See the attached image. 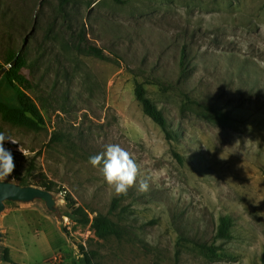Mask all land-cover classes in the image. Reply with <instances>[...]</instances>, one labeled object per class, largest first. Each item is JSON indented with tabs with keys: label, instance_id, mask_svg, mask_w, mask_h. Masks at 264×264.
Instances as JSON below:
<instances>
[{
	"label": "rangeland",
	"instance_id": "374dc122",
	"mask_svg": "<svg viewBox=\"0 0 264 264\" xmlns=\"http://www.w3.org/2000/svg\"><path fill=\"white\" fill-rule=\"evenodd\" d=\"M9 52L23 60L44 120L35 131L0 115V132L18 142L4 145L15 163L9 180L51 185L64 218L40 202L6 204L0 229L11 262L0 264H88L84 254L90 264H261L264 0H0V66ZM136 82L175 141L144 115ZM109 144L140 167L126 195L89 164ZM118 197L109 218L121 239L98 240L68 218L73 204L91 219L107 215ZM222 217L231 238L215 241Z\"/></svg>",
	"mask_w": 264,
	"mask_h": 264
},
{
	"label": "trees",
	"instance_id": "16d2710c",
	"mask_svg": "<svg viewBox=\"0 0 264 264\" xmlns=\"http://www.w3.org/2000/svg\"><path fill=\"white\" fill-rule=\"evenodd\" d=\"M61 6L67 5L70 0H58ZM120 3L121 0H113ZM90 55L100 58L102 52L96 48H89ZM15 52H9L5 58L6 65L9 64L15 57ZM23 65V60L17 58L15 66L7 71V73L0 80V88H3L7 96L0 97V115L2 119L12 125L22 126L30 130H40L44 126L43 117L28 96L27 92L31 89V84L24 74H21L19 69ZM2 66H0L1 68ZM134 96L146 117H148L164 134L168 141H175L177 136L171 131L170 126L165 118L163 112L159 110L151 100L147 97L144 85L136 82L134 88ZM56 137L53 136L50 143H53ZM175 157H179L175 154ZM16 183L20 185L32 186L26 179H18ZM49 192H52V186H35ZM121 197L112 200L109 213L107 215L97 214L91 220L88 213L82 207H75L74 204L70 207L68 218L75 227L85 228L90 225V229L94 237L98 240H106L110 237L121 239L123 237V229L118 223L109 218L114 210L118 208ZM231 219L229 217H222L218 221L216 228L215 241H226L231 238ZM200 248L205 252V255L211 260H221L223 255L219 247L200 245ZM80 250H83L80 247ZM86 262L90 264L88 255L84 254ZM1 260L7 263L11 262L7 249L2 250ZM261 264H264V254Z\"/></svg>",
	"mask_w": 264,
	"mask_h": 264
},
{
	"label": "clouds",
	"instance_id": "9594fccd",
	"mask_svg": "<svg viewBox=\"0 0 264 264\" xmlns=\"http://www.w3.org/2000/svg\"><path fill=\"white\" fill-rule=\"evenodd\" d=\"M6 142L18 144L14 138L0 132V182L14 183V177L9 180L15 170L14 157L11 151L4 147ZM19 150L23 153L22 148ZM89 164L101 171L105 182L117 196L126 195L137 185L140 167L132 154L119 144L107 145L104 152L89 158ZM148 189V179L139 180V190L143 192Z\"/></svg>",
	"mask_w": 264,
	"mask_h": 264
},
{
	"label": "water",
	"instance_id": "95a60500",
	"mask_svg": "<svg viewBox=\"0 0 264 264\" xmlns=\"http://www.w3.org/2000/svg\"><path fill=\"white\" fill-rule=\"evenodd\" d=\"M17 58L18 56L9 64L0 68V80L7 71L15 66ZM34 202L42 203L47 212L54 215L59 222L63 221L64 217L59 209L58 198L52 192L34 186L20 185L15 182H0V215L5 211L6 204L28 205ZM2 239L3 235L0 229V260L2 254Z\"/></svg>",
	"mask_w": 264,
	"mask_h": 264
},
{
	"label": "built area",
	"instance_id": "2783aa9c",
	"mask_svg": "<svg viewBox=\"0 0 264 264\" xmlns=\"http://www.w3.org/2000/svg\"><path fill=\"white\" fill-rule=\"evenodd\" d=\"M89 218H90V216H89ZM64 220H65V219H64ZM90 220H91V218H90ZM88 228H90V225L88 226ZM57 258H59V257H57ZM57 258L54 259V262H55V263H58V262H59V260H58ZM51 264H53V263H51Z\"/></svg>",
	"mask_w": 264,
	"mask_h": 264
}]
</instances>
